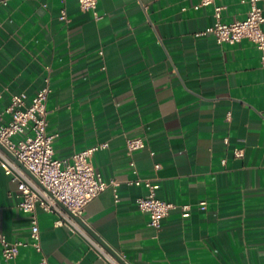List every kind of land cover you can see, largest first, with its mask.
<instances>
[{"label": "crops", "instance_id": "0c3cea01", "mask_svg": "<svg viewBox=\"0 0 264 264\" xmlns=\"http://www.w3.org/2000/svg\"><path fill=\"white\" fill-rule=\"evenodd\" d=\"M197 2L97 0L92 12L77 0H0V124L12 94L29 101L48 79L54 156L107 143L91 162L115 184L86 204L82 226L127 264H264V50L198 35L214 16ZM219 2L224 21L249 8ZM256 4L264 14V0ZM136 136L145 146L129 152ZM137 177L175 205L157 229L136 205L146 192ZM18 201L0 169V232L32 242ZM37 217L40 249L28 244L0 264H39L43 254L49 264H111L54 213Z\"/></svg>", "mask_w": 264, "mask_h": 264}, {"label": "built area", "instance_id": "2783aa9c", "mask_svg": "<svg viewBox=\"0 0 264 264\" xmlns=\"http://www.w3.org/2000/svg\"><path fill=\"white\" fill-rule=\"evenodd\" d=\"M220 0H198V6H213L214 22L198 35L212 34L217 42L236 43L242 38L248 39L259 51L264 50V14L256 4L249 0L246 15L240 19L224 21V5ZM81 11H94L97 0H77ZM61 18H65L64 9ZM51 91L48 79L27 101L23 92L14 93L7 107L9 118L0 124V169L16 184L19 197L18 208L29 215L30 237L32 242L10 240L0 232V260L14 259L21 247L32 244L39 247V225L37 209L56 215L55 223L72 231L81 233L89 239L99 254L111 264H127L117 253H112L104 246L91 240L85 233L82 214L86 204L115 181H105L95 173L91 157L97 149L106 147L107 143H96L75 151L68 159L54 156L53 136L47 133L46 100ZM1 119V114H0ZM145 146L142 137L136 136L126 140L129 152ZM234 154H242L235 149ZM221 162L224 164L225 159ZM136 171L134 161L129 162ZM156 163L154 168L157 169ZM135 185H142L146 192L136 198L139 210L146 212L149 225L159 228L161 219L175 205L156 196L158 183L151 179L137 177ZM205 202L199 203L204 208ZM182 216L189 215V205H182ZM39 264H49L43 254Z\"/></svg>", "mask_w": 264, "mask_h": 264}, {"label": "water", "instance_id": "95a60500", "mask_svg": "<svg viewBox=\"0 0 264 264\" xmlns=\"http://www.w3.org/2000/svg\"><path fill=\"white\" fill-rule=\"evenodd\" d=\"M80 223H81V225H83L84 223H83V221H81L80 220ZM84 226V228H86L87 229V227L85 226V225H83Z\"/></svg>", "mask_w": 264, "mask_h": 264}]
</instances>
